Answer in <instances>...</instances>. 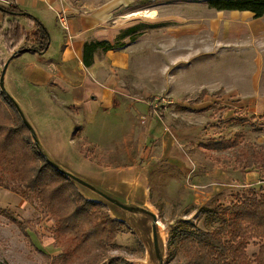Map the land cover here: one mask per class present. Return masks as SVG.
I'll return each mask as SVG.
<instances>
[{
	"label": "rangeland",
	"instance_id": "1",
	"mask_svg": "<svg viewBox=\"0 0 264 264\" xmlns=\"http://www.w3.org/2000/svg\"><path fill=\"white\" fill-rule=\"evenodd\" d=\"M211 9L206 0H144L120 11L119 14L124 16H118L122 17V22L114 41L120 44L118 49L125 48L130 64L114 73L117 85L135 96L147 91L149 95L145 102L139 101L137 106L141 107V114L152 113L150 122L153 126L148 139H143L139 146L135 143L136 138L134 140L132 175L136 185L127 191H137L138 200L147 202L148 206L144 208L157 217L161 264H177L183 260L182 254L172 251L169 246L171 227L178 221L203 227L202 206L212 205L215 200L227 205L250 188L264 189V178H258L254 185H229L213 193L206 186L208 178L199 172L185 171L182 166L180 169L179 164L169 160L180 155L189 166L192 165L188 161L190 158L201 166L210 164L212 168L233 174L236 183L240 174L246 172L242 168L245 149L263 135L260 125L264 127V120L253 119L250 115L252 111L259 112L264 108V34L260 41L240 40L233 43L236 48H223L220 43L223 38L217 37L222 28L218 29L217 36L205 31L210 18L218 20V24L224 19L217 13L212 14ZM152 10L157 12V17L156 13L147 12ZM205 37L209 45L217 46L213 52L203 51ZM193 47H196V53ZM174 57L177 62L173 61ZM236 67L237 74L226 75L227 69L233 72ZM4 87L8 93L5 84ZM162 99L171 102L162 107ZM237 108L247 122L236 121L238 117L234 112L229 117L227 111ZM11 114L14 115L13 111L0 103V123L5 127L0 134V154L5 162L16 154L12 137L5 136L13 123ZM23 114L31 127L33 121L30 119L37 117L39 133L41 127L45 129L52 122L57 126H68L71 133H76L78 126H84L82 121L77 124L67 121L59 112L49 115V118L54 117L53 121L46 118L44 112ZM119 115L121 113L116 117ZM137 116L133 111V130L139 135L144 130V123H140ZM113 120L121 123L119 119ZM184 126L197 129L193 138L176 135L175 129ZM113 132L116 134V129ZM238 132L243 133V140L236 147L213 153L201 147V144L220 137L233 138ZM35 137L45 153L37 133ZM163 140L168 145L169 156L162 150ZM255 147L264 149L262 144ZM68 148L71 149L67 144L63 146L65 150ZM146 149V157H141L140 153ZM172 149L178 155H174ZM83 150L90 152L91 148L86 145ZM14 163L8 167L10 170L4 171L0 167V264H159L154 254L149 215L121 209L77 183L79 191L87 198L104 203V207L95 211V221L101 222L106 213L110 218L124 222L122 231L112 241L114 245L95 247L88 242L79 243L68 233L56 234L55 218L37 194L26 188V182L17 178L16 174L29 175L27 166L31 163L23 161L27 164L23 169L19 161L14 159ZM253 168L259 169L252 167L251 170ZM111 197L126 204L120 197ZM256 251V241H249L247 253L252 255Z\"/></svg>",
	"mask_w": 264,
	"mask_h": 264
},
{
	"label": "crops",
	"instance_id": "2",
	"mask_svg": "<svg viewBox=\"0 0 264 264\" xmlns=\"http://www.w3.org/2000/svg\"><path fill=\"white\" fill-rule=\"evenodd\" d=\"M9 1L14 3L17 13L0 8V73L7 62L4 84L9 95L22 113L44 112L47 114L46 118H49V115L59 112L67 121L84 123L83 127H77L76 133H71L68 126H57L54 122L45 129L41 127L39 133L37 117L30 119L33 121L31 125L35 135L37 133L41 144L45 146L46 155L64 170L88 181L106 194L120 197L126 204L147 207L146 200H138L135 195L137 191L129 193L127 190H132L135 182L132 175L133 146L135 143L139 146L143 139H148V132L153 127L150 122L152 113L147 111V114H141V107L137 106L139 101L145 102V97L149 94L143 90L135 96L117 85L114 73L118 68H126L130 64L125 48L106 51L98 48L94 51L89 66H85L82 60L85 42L106 40L113 43L122 22V17L118 16H124L119 12L144 0ZM5 2L6 0H1L0 5L5 6ZM211 10L212 14L217 13L224 19L218 24V20L210 18L205 31H211L217 36L218 29L222 28L217 37L223 38L220 42L223 48H236L237 45L233 43L240 40L253 42L262 39L264 15L254 17L247 10ZM147 12L158 16L155 10ZM60 16H64V24L59 21ZM37 22L49 34L48 46L42 52L30 49L39 45L35 38ZM197 33L196 29L195 34ZM204 39L203 51L213 52L217 46L209 45L207 38ZM193 49L196 53V47ZM174 59L173 61H178L177 57ZM234 70L230 72L227 69L230 74L227 72L226 75L237 74V67ZM168 102L171 101L164 100L161 102L163 105H160L165 107ZM133 111L136 116L139 114L138 121L144 123V130L139 135L133 130ZM228 112L229 117H232L234 111ZM252 112L251 115L259 117L264 115V108L259 112ZM119 113L121 115L116 117ZM258 117V120H264V117ZM112 118L121 120V123H116ZM49 119L53 121L54 117ZM260 128L263 135L252 144L255 149L264 151L263 148L255 147L258 144L264 145V127L260 125ZM196 131L192 126L175 129L177 136L188 139L193 138ZM66 144L71 149H63ZM86 145L91 148L90 152L83 150ZM162 147L165 155H168V145L164 140ZM147 150L141 152L140 156L146 157ZM171 151L178 155L176 150ZM169 160L179 164L180 169L182 166L185 171L199 172L208 178L206 186L213 193H218L229 185H254L258 183V178H264L263 169L247 168L234 183L233 174L218 167L212 168L210 164L201 166L190 158L188 161L192 165L189 166L187 160L180 155Z\"/></svg>",
	"mask_w": 264,
	"mask_h": 264
},
{
	"label": "trees",
	"instance_id": "3",
	"mask_svg": "<svg viewBox=\"0 0 264 264\" xmlns=\"http://www.w3.org/2000/svg\"><path fill=\"white\" fill-rule=\"evenodd\" d=\"M206 3L215 10H247L254 17L264 15V0H206ZM0 8L17 13L15 6L6 8L0 5ZM37 25L35 38L39 45L30 49L42 52L48 46L49 34L41 23L37 22ZM119 45L117 40L113 43L106 40L85 42L82 53L84 65H91L96 49L106 51ZM0 103L13 111L14 115L10 116L13 123L11 129L5 131V136L12 137L16 148L14 153L17 154L9 156L7 162L0 154V167L4 171L10 170L8 167L15 165L14 159L21 164L23 161L31 163L30 166L26 163L22 166V169L27 166L28 176H18L14 172L18 179L26 182L29 191L37 194L45 209L55 218L56 234L68 233L73 240L88 242L95 247L114 245L112 241L122 231L124 222L110 218L104 211L101 213H105V218L101 222L95 221V211L104 207V203L87 198L79 191L77 183L64 174V169L56 167L42 152L8 94L1 90ZM234 113L238 117L236 121L247 122L245 116L239 115L240 110L236 109ZM250 117L256 119L258 116ZM261 117L264 115L258 118ZM4 129L0 123V134ZM242 140L243 133L238 132L233 138L220 137L201 146L208 151H224L236 147ZM2 142L5 143L4 140ZM243 155V169L259 167L264 170L263 150L248 144ZM200 211L204 215L203 227L184 220L171 227L169 246L172 251H179L183 258L177 264H264V189L257 191L250 188L227 205L215 200L212 205L202 206ZM249 241H256L257 244V251L252 255L247 253Z\"/></svg>",
	"mask_w": 264,
	"mask_h": 264
},
{
	"label": "water",
	"instance_id": "4",
	"mask_svg": "<svg viewBox=\"0 0 264 264\" xmlns=\"http://www.w3.org/2000/svg\"><path fill=\"white\" fill-rule=\"evenodd\" d=\"M6 67H7V62L4 63V65L2 67V70H1V73H0V90L2 92H4V93H6V90H5V87H4V73H5ZM6 94H8V93H6ZM8 96H9V99L13 102V104H14L17 112L21 116L22 120L27 124V126L31 130V135H32V138L34 140V143L38 146V142L36 140L34 130L32 129V127L26 121V118L24 117L23 113L21 112L18 104L13 100V98L9 94H8ZM54 165L56 167H58V165L56 163ZM62 171L64 172V174L66 176L71 178L76 183H78V184L88 188L89 190L95 192L96 194H98L102 198L106 199L110 203L118 206L119 208L124 209V210L129 211V212H132V213H144V214L149 215L151 217V230H152L154 254H155L156 259L159 261V264H161L162 255H161L160 248H159V245H158L157 228H156V224H157L158 221H157L156 215L153 212H151L150 210H148V209H146L144 207L121 203L116 198H113V197L107 195L106 193L100 191L94 185H92L91 183L81 179L80 177H78V176H76V175H74V174H72V173H70V172H68L66 170H62Z\"/></svg>",
	"mask_w": 264,
	"mask_h": 264
},
{
	"label": "built area",
	"instance_id": "5",
	"mask_svg": "<svg viewBox=\"0 0 264 264\" xmlns=\"http://www.w3.org/2000/svg\"><path fill=\"white\" fill-rule=\"evenodd\" d=\"M0 3H1V0H0ZM4 5H5L4 7L9 8V7H13L14 6V3L12 1L6 0V2H5ZM59 21L62 22V24H64L63 23L64 22V16H60L59 17Z\"/></svg>",
	"mask_w": 264,
	"mask_h": 264
}]
</instances>
